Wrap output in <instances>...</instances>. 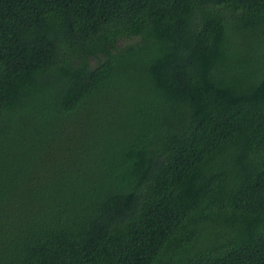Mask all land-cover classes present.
Listing matches in <instances>:
<instances>
[{
    "label": "trees",
    "instance_id": "1",
    "mask_svg": "<svg viewBox=\"0 0 264 264\" xmlns=\"http://www.w3.org/2000/svg\"><path fill=\"white\" fill-rule=\"evenodd\" d=\"M0 222V264H264V0H0Z\"/></svg>",
    "mask_w": 264,
    "mask_h": 264
},
{
    "label": "bare ground",
    "instance_id": "2",
    "mask_svg": "<svg viewBox=\"0 0 264 264\" xmlns=\"http://www.w3.org/2000/svg\"><path fill=\"white\" fill-rule=\"evenodd\" d=\"M202 43V42H201ZM147 103V102H146ZM152 137V136H151ZM177 163V162H176ZM178 166V165H177ZM1 223V222H0ZM241 246V245H240ZM162 248V247H161ZM226 249V248H225ZM180 253V252H179ZM243 256V255H242ZM242 259V258H241Z\"/></svg>",
    "mask_w": 264,
    "mask_h": 264
}]
</instances>
